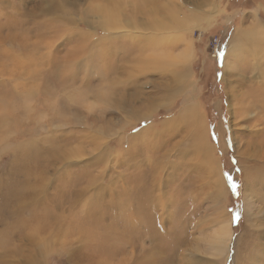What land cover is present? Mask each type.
I'll use <instances>...</instances> for the list:
<instances>
[{
  "label": "rangeland",
  "instance_id": "1",
  "mask_svg": "<svg viewBox=\"0 0 264 264\" xmlns=\"http://www.w3.org/2000/svg\"><path fill=\"white\" fill-rule=\"evenodd\" d=\"M243 30L261 54L240 41L226 76ZM263 38L264 0H0V264H264V107L243 82L264 85Z\"/></svg>",
  "mask_w": 264,
  "mask_h": 264
},
{
  "label": "bare ground",
  "instance_id": "2",
  "mask_svg": "<svg viewBox=\"0 0 264 264\" xmlns=\"http://www.w3.org/2000/svg\"><path fill=\"white\" fill-rule=\"evenodd\" d=\"M45 1H47V0H45ZM54 8H56V7H54ZM211 13H212V11L208 12V14H211ZM241 31H242V29H241ZM243 33H246V34H242L239 37L237 36L238 37V43H235L232 46L227 47V49H226L227 52H225L226 54H225V57H224V60H223L224 67H225L224 75H226V76L229 75L228 73H226L227 71H229L228 56L230 54H232V53L235 54L237 52L238 53V58H239V57H241V55L243 54V50L245 49L244 46L243 47L240 46V45H242V44H240V41H242L243 45H245L244 43L246 42L249 47H246V46L245 47L247 49L250 48V52H251V47L253 49H254V47H255V49L258 48V46H259V44H260V42L262 40V39H258V37H257L258 33L255 32L254 30L244 31ZM177 39L179 40V42L182 45V49H181L180 53L178 54L177 58L179 59V61L182 64H184L183 61L185 59H189L190 56H191L190 50H189V49H191V47L189 48V45L184 44L182 38H177ZM170 41H171V39H170ZM171 42L175 43L177 41L173 40ZM262 42H261V44H262ZM261 49H262V47H261ZM260 54L258 52L257 55H260ZM257 55H255V53L251 52V58L252 59H255L257 57ZM175 60H176V58H175ZM175 60H173V61H175ZM185 61H187V60H185ZM168 62H172V61H170L168 59H165V61H164L165 65H167ZM243 77H244L243 75H241V76H237L236 75V76H234V81H236V82L241 81L242 79H244ZM243 82L245 84L249 83L250 86H252V87H249V88H245V90L247 92V95L250 92V97H251V101H252V103H250L248 105H245L246 109H249V110L254 109V105L257 106L258 104L264 107V85L260 84L259 86H253V85H251L252 83H251L250 79L247 82H245L243 80ZM240 87L241 86H237L236 88H233V91H232L233 94H237L236 95V99H235L236 103H241L242 102V99H240V97H239L240 95L238 93H235V92L240 91L241 89H243V87H241V88ZM183 116H184V118H189V120H190L189 124H191L193 126L192 138H191L192 141L191 142H192V145H193L192 147H194V149H195L194 150L195 154L198 156V158H201V160L203 162L208 161L209 160L210 148H209L208 144L205 141L203 121H201V118H200L199 114L196 112V110L192 109V108L186 109L184 114H183ZM257 118H259V117H257ZM176 122L180 123L181 121L177 120ZM182 123H184V122H182ZM185 124H187V123H185ZM260 133L264 134V130H260ZM211 163L214 164L213 162H211ZM222 188H224V187L222 186ZM83 194L84 193L81 190H77L75 194L72 192V197L74 196L75 198H80V197L83 196ZM96 198L97 197H95V199ZM27 199L33 200V199H37V198L33 194L27 193ZM63 199H64V197H61V198L58 199V201H55V199L49 198V200L52 201V206H50V207L46 206V203L44 201H42V200L37 202L36 203V211H35V219H34V222L32 224V227L30 226V230L34 229L37 232H39L40 230L48 229L46 227L45 221L37 218L38 214L36 212L39 211V210H42V212H44L45 215H47V217H48L47 221H48V224H49L50 228L53 225L56 226V224H60L61 222L55 217V212L56 211L54 209L55 208L59 209L58 205L62 204L61 200H63ZM74 200H76V199L72 198L71 205L69 206V209L72 208V204H73ZM23 202L24 201L21 200V196H20V201H18L17 204L13 208H12L11 203H10L9 210H7V212L10 214V216H14V218H16L17 215H18V212L22 213V212L25 211L26 204H22ZM87 206L90 207V204H88ZM130 208L131 207L129 206V209ZM94 211H96V209H94ZM65 220H63L62 222L64 223ZM70 223H69V225H71ZM221 226H224V227H222V228L219 227V229L217 230L215 235L214 236L212 235V237L210 238V246L213 249L214 253H222L224 251V248L226 247L227 237H229V233L231 231L230 227H229V219L228 220L226 219V221L225 220L222 221V225ZM70 227H75V224H72V226H70ZM36 231H34V232H36ZM83 236H84V233H83ZM88 238H89L88 236H84L83 237V241H78V242H83V244H85V242L87 241ZM84 246L85 245H82V246H79L78 248L75 249V251H76L75 258H77L76 261L80 257L81 258L83 257L84 251H85ZM86 246L88 248L87 250H89L90 246H88V245H86ZM97 251H99V250L97 249ZM98 253H100V252H98Z\"/></svg>",
  "mask_w": 264,
  "mask_h": 264
}]
</instances>
